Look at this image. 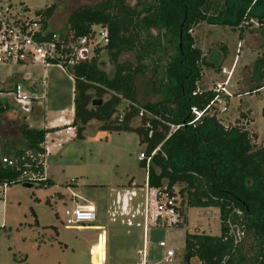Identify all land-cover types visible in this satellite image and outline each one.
Listing matches in <instances>:
<instances>
[{
	"label": "trees",
	"instance_id": "1",
	"mask_svg": "<svg viewBox=\"0 0 264 264\" xmlns=\"http://www.w3.org/2000/svg\"><path fill=\"white\" fill-rule=\"evenodd\" d=\"M90 1L94 4L69 14L65 28L74 38L88 36L94 26L107 31V43L69 72L75 139L83 138L92 121L99 123L101 132H133L144 158H149L147 166L145 159L138 164L146 170L147 189L156 191L160 208L181 216L174 205L178 196L187 208L217 209L220 234L187 233L182 264H264V145L256 147L245 129L223 127L209 116L213 107H206L215 93L197 91V84L202 66L219 71L221 55L214 51L203 57L189 35L192 27L205 23L238 30L241 39L245 25L255 22L264 28V0ZM55 8L51 5L35 13L44 27ZM256 66L263 77L264 60L258 59ZM148 73L149 92L161 99L142 104L137 81ZM96 99L102 103L91 107ZM191 109L202 112L197 121ZM6 111L0 104V114ZM136 118L139 125L133 127ZM169 125L183 126L168 136ZM48 132L16 122L22 144L0 143V158H15L20 165L26 152L33 156L43 152ZM19 174V169L0 164V183L19 184ZM52 185L47 179L32 187ZM235 208L245 220V237L237 246L225 240V221L233 218Z\"/></svg>",
	"mask_w": 264,
	"mask_h": 264
},
{
	"label": "rangeland",
	"instance_id": "2",
	"mask_svg": "<svg viewBox=\"0 0 264 264\" xmlns=\"http://www.w3.org/2000/svg\"><path fill=\"white\" fill-rule=\"evenodd\" d=\"M4 2L18 15L30 18L36 17L37 11L54 5L56 8L47 26L55 33L65 31L73 10L94 4L90 0ZM97 30L94 26L93 31ZM242 31L240 39L238 30L200 23L191 28L189 35L203 57L207 58L214 51L221 55L219 71L202 66L197 84L199 91H211L219 96L209 116L223 127L245 129L259 147L264 145V76L259 75L256 61L264 60V28L252 22ZM87 49L85 55L90 59L93 48ZM126 57L133 62L131 55ZM20 71L24 79L36 81L41 78L43 69L38 65L20 69L0 64V86L8 87L16 82ZM25 72L29 73L28 77ZM44 72L46 112L53 122L60 114H70L73 110V81L56 65L46 67ZM149 76L148 73L137 81L138 100L142 104L161 99L149 92L146 81ZM0 104L7 108L0 114V143L22 144L16 133V122L26 123V120L15 114L16 108L8 93L0 97ZM43 122V119L27 120L32 128H41ZM98 125L96 121L90 122L82 139L62 132L48 138L52 152L45 165L54 185L25 189L19 183L6 188L0 198V264H88L84 257L79 259L73 245L79 243L87 251L88 240L93 247L100 248V264H182L187 233L220 234L216 208H187L184 202L180 204L178 196L174 205L179 207L181 216L160 208L156 191H148L144 169L136 160L143 149L137 135L101 132ZM131 125L138 126L139 119L132 120ZM71 181L74 182L70 185ZM70 192L80 205L91 204L95 208V220L85 223L79 231L66 230L63 226V209L72 204ZM176 222L181 226H174ZM83 237L87 241H83ZM57 242L66 244L67 248L59 247ZM159 242L164 243L165 248L159 247ZM164 249L173 251V258L165 260Z\"/></svg>",
	"mask_w": 264,
	"mask_h": 264
},
{
	"label": "built area",
	"instance_id": "3",
	"mask_svg": "<svg viewBox=\"0 0 264 264\" xmlns=\"http://www.w3.org/2000/svg\"><path fill=\"white\" fill-rule=\"evenodd\" d=\"M35 16L34 18L20 16L13 10L10 4L4 2V0H0V64L19 66L20 69L38 65L43 69L41 78L36 81L24 79L22 71H20L16 82L12 83L9 88L5 87V91L0 90V97L7 93L11 96L13 105L16 108L15 114L24 118L26 123L30 118L35 119V121L37 119L45 120L47 93L44 69L46 67L50 65L59 66L70 76L69 72H71L75 64L81 60L89 59V55H85L86 49L89 46L93 48V52L95 48L107 43V31L104 28L97 27L98 30L95 32L92 27V31L88 36L74 38L66 31L60 33L52 32L48 26L44 27L39 16ZM88 51L89 49H87ZM25 73L27 75L26 77H28L29 73ZM218 86L220 87V85ZM218 97L215 94L213 100L206 108H210ZM141 113L142 110H140V115ZM191 113L194 115V121H197L202 114V112H198L195 109H191ZM118 117L120 120L121 117ZM53 122L56 123L54 130L64 129L65 134L74 133L75 129L72 126V120L65 121L64 117H60L56 118ZM180 126L183 125H169L170 131L168 136ZM47 138L48 133L45 134L44 143L41 146L43 152L35 156L26 152L20 158V165H17V159L6 157L0 158V164L8 168L19 169L20 174L17 182L20 184H29L32 186L44 183L48 179L45 176L46 157L49 154ZM144 159L142 153L136 158L138 163ZM145 163L147 166L149 158L145 159ZM145 180L147 187L146 170ZM73 182L71 181L70 185ZM7 187V182L0 183V198H3ZM66 189L68 190V187ZM75 198L76 196L70 192L72 204L63 209V226L67 230H81L84 228L83 225L85 223H90L95 220L94 206L91 204L80 205ZM231 213L233 218L228 217L225 221V240L230 239L233 245L237 246L245 237V220L243 218V212L240 209H232ZM158 245L161 248H165L162 242ZM164 250L165 260L173 258V251L169 249Z\"/></svg>",
	"mask_w": 264,
	"mask_h": 264
},
{
	"label": "crops",
	"instance_id": "4",
	"mask_svg": "<svg viewBox=\"0 0 264 264\" xmlns=\"http://www.w3.org/2000/svg\"><path fill=\"white\" fill-rule=\"evenodd\" d=\"M72 112H73V110H72ZM70 113V114H68V113H63V112H61V113H63V114H60L57 118H60V117H64L65 118V121H71L72 119H73V113ZM63 115V116H62ZM38 120V119H37ZM56 123H54V122H50L49 121V117H48V115H47V112L45 113V120H44V122H43V125H42V127L41 128H35V129H45V130H47V131H49L48 132V138H50L52 135H54L55 133H60L61 134V132L62 133H64L65 134V132H64V129H57V130H54V125H55ZM66 136H68V137H73L74 136V138H75V134L74 133H69V134H65ZM47 138V139H48ZM48 146V145H47ZM49 147V146H48ZM51 152H52V150H51V148L49 147V154H48V156L47 157H49L50 155H51ZM47 157H46V159H47ZM144 174H145V170H144ZM45 176H46V178H48L52 183H53V185H54V181L50 178V175H49V173L47 172V169L45 170ZM131 181H129V183H130ZM66 185H68V184H66ZM65 185V186H66ZM149 191V190H148ZM33 215L35 216V214H34V212H33ZM36 226H38V223L36 222ZM67 230V229H66ZM77 231H79V230H77ZM51 238V237H50ZM83 241H87V238L86 237H83ZM91 240H88V245H89V248L87 249V251L86 250H84V248H82V246L79 244V243H74L73 245H74V247H75V249H76V251H77V253H78V257H79V259H82L83 257H87L89 260H90V263H91V249H92V247H93V245L94 244H92V242H90ZM160 243V242H159ZM57 244L59 245V247H61V248H67V245L66 244H62V243H59V242H57ZM148 254L146 253V256H147ZM100 256H101V253H100Z\"/></svg>",
	"mask_w": 264,
	"mask_h": 264
},
{
	"label": "bare ground",
	"instance_id": "5",
	"mask_svg": "<svg viewBox=\"0 0 264 264\" xmlns=\"http://www.w3.org/2000/svg\"><path fill=\"white\" fill-rule=\"evenodd\" d=\"M100 248L95 246L91 250V263L92 264H100Z\"/></svg>",
	"mask_w": 264,
	"mask_h": 264
},
{
	"label": "water",
	"instance_id": "6",
	"mask_svg": "<svg viewBox=\"0 0 264 264\" xmlns=\"http://www.w3.org/2000/svg\"><path fill=\"white\" fill-rule=\"evenodd\" d=\"M96 103H98V106H99L102 103V100H100V99L92 100L91 107H95ZM22 187L25 188V189H31L32 188V186L29 185V184H22ZM84 258L87 259L88 264H91L90 260L86 256Z\"/></svg>",
	"mask_w": 264,
	"mask_h": 264
}]
</instances>
